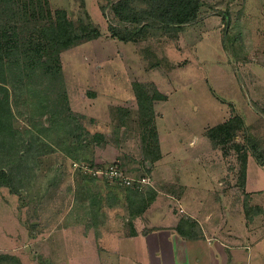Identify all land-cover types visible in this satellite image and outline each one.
Returning <instances> with one entry per match:
<instances>
[{"label":"rangeland","instance_id":"1","mask_svg":"<svg viewBox=\"0 0 264 264\" xmlns=\"http://www.w3.org/2000/svg\"><path fill=\"white\" fill-rule=\"evenodd\" d=\"M117 1L50 0L73 20L86 11L102 33L62 53L64 79L98 168L85 165H122L126 175L148 179L139 190L151 187L158 198L135 220L140 234L127 237V210L115 194L125 184L92 175L62 151L48 154L31 170L28 164L21 174L15 169L20 194L0 188V254L16 255L22 264H162L157 236L146 237L145 230H171L182 217L196 216L208 236L217 237L195 239L199 226L184 220L177 230L190 242L179 264H264V166L248 148L241 188L237 155L205 136L237 114L264 145V0H202L196 21L178 30L151 29L129 42L112 37L109 25L139 32L143 23H120L111 10ZM135 83L167 95L154 103L163 155L154 165L144 159ZM22 108L20 121L31 127ZM115 120L126 125L118 129ZM97 133L106 135V144L90 143ZM81 180L90 183L92 210L75 205ZM243 190L252 198L242 197ZM245 201L262 208L248 219L252 232L244 222Z\"/></svg>","mask_w":264,"mask_h":264},{"label":"trees","instance_id":"2","mask_svg":"<svg viewBox=\"0 0 264 264\" xmlns=\"http://www.w3.org/2000/svg\"><path fill=\"white\" fill-rule=\"evenodd\" d=\"M201 6L202 0H118L111 4V10L119 22H142L143 25L136 32V27L110 24L109 31L120 41H138L151 29L178 30L196 21ZM105 8L102 7L104 15ZM101 35L86 11L84 17L73 20L66 9H53L50 0H0V188H9L12 193L20 194L22 178L18 180V174L31 170V164L38 166L41 157L57 151L79 163L89 161L90 166L95 165L89 158V145L83 141L89 132L80 123L79 115L71 109L61 55ZM134 85L143 128L144 159L154 165L163 157L155 125L154 103L166 100L167 95L155 86ZM22 106H27L26 115L31 127L20 121V117L25 115ZM124 111L129 114L128 109ZM43 117L48 118V125ZM115 124L118 129L126 125L116 120ZM247 128L245 118L236 114L208 128L205 133L214 147L229 149L237 155L241 188L247 178L248 148L264 166V145ZM107 141L105 134L97 133L90 143L102 145ZM84 148L88 150H82ZM26 164V169H23ZM15 169L18 174L14 173ZM119 169L127 174L122 165ZM88 182H77L78 197L74 202L82 209L92 210ZM121 184L125 187H120L119 194L115 192L116 201L127 210L124 217L127 236L132 237L138 234L135 220L157 200L158 191L151 187L140 191L136 181ZM99 196L103 198L101 194ZM250 196L245 192V199ZM244 210L251 221L262 208L245 201ZM106 218L108 220L107 215ZM85 220L80 221L85 223ZM0 264L22 263L16 255L0 254Z\"/></svg>","mask_w":264,"mask_h":264},{"label":"crops","instance_id":"3","mask_svg":"<svg viewBox=\"0 0 264 264\" xmlns=\"http://www.w3.org/2000/svg\"><path fill=\"white\" fill-rule=\"evenodd\" d=\"M245 192H246V190H243L242 197L245 194ZM249 194L251 195V193H249ZM250 198H252V196H250ZM178 199L181 200L182 198H178ZM177 202H179V201H177ZM169 205L172 206V203H170ZM173 205H174V203H173ZM180 206H182V205L180 204ZM243 206H244V203H243ZM198 211H200V210H198ZM183 215H187L185 211H184ZM143 216H144V214H143ZM197 218L198 217H196V216L182 217V219L180 220V222L177 225L169 227L171 230H168V228L167 229H164V230H162L161 228H159V230H156V233H153V230L151 232V229L145 230L146 228H143V230H145L146 237H152L154 235L157 236L156 237L157 242H154V243H156L157 245L160 244V248H157V250H159L160 253H161V255H162L161 256V258H162V264H163V258L164 257L166 258V264H179V262H180L179 255H180L181 251L183 250V248L186 246V244L188 242H190L189 240H186L185 239V236L181 232H179L177 230V227L179 225H181V223L184 220L185 221H189V222H191V223L199 226V232H198V234H194L193 235V237L195 239L197 237H199V236L202 235L203 237H206L207 238V242H208L210 240H213L214 237H217V236H213V237L212 236H208L209 233L205 231L204 226L201 224V222ZM205 219L206 220H211L210 217H206ZM244 219H245V221H244L245 222V226H246V228H248L247 230H249V231L252 232V230L249 229V226L247 225L248 219H247L246 215H245ZM205 227H206V225H205ZM137 232H138L137 235H139L140 234V231L138 229H137ZM127 237H129V236H127ZM132 237H135V236H132ZM220 243H221L220 246H223V248H226V247H227V249L233 248L232 246H230L228 244H225V243H222L221 241H220ZM182 244H184V245H182ZM217 264H219V261H218Z\"/></svg>","mask_w":264,"mask_h":264},{"label":"built area","instance_id":"4","mask_svg":"<svg viewBox=\"0 0 264 264\" xmlns=\"http://www.w3.org/2000/svg\"><path fill=\"white\" fill-rule=\"evenodd\" d=\"M76 165V167L78 166V163H74ZM81 169H84L86 171H90L92 173V175H95L96 172L97 173H103L106 177L108 176V178L110 179H114L116 181H121V183H126V184H132V181H136L137 182V186L140 188L143 184H147L149 183V180L146 178L143 179H134L131 178L127 175H124L123 172L119 169L118 165H111L108 167V169L103 170V169H97V170H93L90 169V167L88 165L85 164H81ZM183 210H181L182 212Z\"/></svg>","mask_w":264,"mask_h":264}]
</instances>
